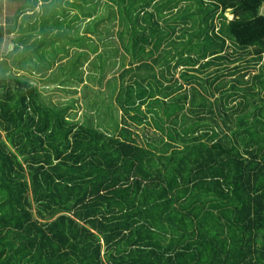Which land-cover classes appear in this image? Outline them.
Listing matches in <instances>:
<instances>
[{
  "label": "trees",
  "instance_id": "1",
  "mask_svg": "<svg viewBox=\"0 0 264 264\" xmlns=\"http://www.w3.org/2000/svg\"><path fill=\"white\" fill-rule=\"evenodd\" d=\"M186 1L165 6L174 11ZM190 1L197 5L179 9L169 32L158 23L142 32L135 23L122 33L139 66L126 68L124 56L121 83L109 87L128 126L119 132L70 120L73 100L52 106L28 81L0 80V264H264L262 75L218 84L217 103L194 88L174 99L177 85L164 87L144 62L181 26L195 34L177 44L178 66L218 64L226 39L262 61L264 0ZM121 50L98 54L93 72L113 70ZM192 51L197 58L185 56ZM134 70L131 79L141 70L144 79L127 84ZM182 77L194 83L188 71ZM242 85L249 86L244 96ZM149 113L152 122H145Z\"/></svg>",
  "mask_w": 264,
  "mask_h": 264
},
{
  "label": "rangeland",
  "instance_id": "2",
  "mask_svg": "<svg viewBox=\"0 0 264 264\" xmlns=\"http://www.w3.org/2000/svg\"><path fill=\"white\" fill-rule=\"evenodd\" d=\"M37 1L43 5L46 4L44 14L36 17L38 28H35L33 25L32 27L34 29L30 30L31 27L29 25L26 26L28 29L22 30L24 33H40L39 31L41 30L44 35L39 40H35L33 44L26 43L30 35L17 39L16 42L23 47L21 51L17 49L15 52H10L12 50L11 45L14 33V24L10 22V12L7 13V16H3L0 19V33L2 36L0 37V80L20 79L30 83L33 82L40 90L44 102L52 106L66 108V104H72L73 100V106H71L72 108L68 111V117L74 122H94L95 125L99 124L101 127L109 129L110 132L115 131L117 128H121V119L124 113L121 108L122 105L114 98H117L116 95L110 97L113 96V92L110 91L111 89L109 90V87L111 88L113 82H120V80L117 79L124 73V70L120 67H115L113 70L111 69V71L103 69L100 73H95L93 72L94 68L92 69V65L99 61V59H97L98 54L101 52L103 53L107 49L112 51L114 48L119 47L122 49L119 58H117L119 59V64L120 62H124V56H126V68H138L139 64H133L132 55L125 51L122 40H127V37H123L124 32H132L133 28L131 27V23L135 24L134 17L139 16L138 14L140 13L138 12L142 11L141 8L144 7L145 0H123L122 5L126 4L123 6V13L119 12V10H117V5L114 4V2L111 3L109 0H73L75 10H71V12H73L72 16L74 15L73 18L70 16L71 19H68V16H64L65 10L69 9L67 5L68 7L71 6L70 4L64 3V0ZM141 1L142 3L139 4ZM23 2L24 7H29L35 3V0H23ZM186 2L185 4H181L173 13H167L168 17L166 19L169 23L175 24L176 12H178L179 9L183 11V9L185 10L188 6L193 7L197 5L195 1L187 0ZM2 3L3 0H0V6H2ZM14 5L17 6L16 8H20L21 4L9 5L8 9H14ZM148 9V11H153L155 6L149 7ZM129 13H131V16ZM260 13L264 16V5ZM123 15L126 16L121 20ZM29 22V19L23 16L22 27ZM217 22L219 26L221 22L219 20ZM148 25L144 24L141 31L150 32L151 26ZM68 29H70L69 33H65ZM169 30L170 29H166L165 32H169ZM194 31L193 26H183L182 31L170 32V35L164 39L159 51L151 59H147L144 62L154 65L156 70H161L160 72L163 73L164 70L165 72L168 70V66L165 62L175 59L177 66L175 63L172 64V76L165 74L166 81L165 83L163 82L164 87L172 86L173 84L174 86L177 85V89L173 92L174 94H172L171 98L176 99L188 93L191 95L192 88H194L197 93L196 95L206 94V92L213 94V102L217 103L221 95L219 92H215L214 89L220 83L225 84L227 81H233L235 76H228L227 73L229 70L233 72L232 68L238 67L239 63H226L223 65V60H218V64L209 66L206 69H200V64L205 62L204 60L202 62L199 61L197 66L194 67L184 65L178 66V60L175 58L177 55L176 47L179 48L177 44L186 42L190 36L195 34ZM83 36L87 40L86 46H84L85 39ZM5 37H7L6 40ZM75 46L78 49H81L83 46L86 47V58H84V54L82 53L78 55V57L81 56L82 61L83 59L86 60V63L81 67L80 65H82V63L75 64L74 61L68 63L69 60H72L76 55L74 53ZM93 47H98L99 51L93 53L91 51ZM152 48V45H147V52ZM68 50L70 52L68 53L70 58L65 56V52ZM235 50L233 44L229 43L226 53H222L218 56H227L229 54L231 60L239 57V55L245 58L246 52L238 51V53H236ZM160 53L163 56H159ZM187 55L197 58L195 51L190 52V54L185 53V56ZM63 58L64 61L62 65H60ZM156 59L159 63L158 66L154 63ZM237 61L240 62L239 60ZM244 61L245 60H243V63ZM66 63L69 65H66ZM116 64L117 63L114 62L111 65L114 66ZM252 66H254V63H252ZM97 70H100V68ZM136 71L138 70H134L133 73L128 74L126 82L131 80L132 74ZM185 71L195 76L193 84L185 83L183 80L182 73ZM144 73L145 71L141 70L139 75L143 77ZM249 73H251L249 77L244 76L243 83L251 82L253 79L254 71L248 72L247 74ZM216 77H218V80H215ZM151 79L152 77H150L149 80ZM38 80L41 81L38 82ZM174 81H176V83H174ZM180 86L182 90H179ZM244 88H249V86L246 87L242 85L239 88L241 90L240 96L245 95ZM164 94L166 93L161 91L156 97L163 100L165 98ZM232 104L233 103H231V105ZM186 107V110H188L190 105L186 104ZM141 110L147 112L148 108L144 106ZM134 114H139V112L135 110V113L132 112L131 115ZM152 117L153 114L149 113L148 120L145 122H152Z\"/></svg>",
  "mask_w": 264,
  "mask_h": 264
},
{
  "label": "crops",
  "instance_id": "3",
  "mask_svg": "<svg viewBox=\"0 0 264 264\" xmlns=\"http://www.w3.org/2000/svg\"><path fill=\"white\" fill-rule=\"evenodd\" d=\"M109 1H111V3H113L114 1H112V0H109ZM147 1H150V0H147ZM146 1V2H147ZM146 2H144V4L146 3ZM167 2V0H155V1H152L151 3H150V5H148L147 7H145V5H144V7H142L141 8V10L142 11H140V12H138V13H140V14H138L139 16L138 17H134V22L135 23H138V28H140L139 26L141 25V26H143L144 24H149L151 27H152V29H154L155 31H156V24L158 23L159 24V30H161L160 32H165V30L167 29V26H168V24H167V13H173L174 11H170V10H167V8H166V6H165V3ZM16 4V5H19V4H21L20 5V8H16L17 6H15L14 5V9H8V6L9 5H12V4ZM64 3H67V4H70L71 6L70 7H68V5H67V8H69L68 10H65V14H64V16H68V19H71V18H73V16H72V13L73 12H71V10H75V5L73 4V0H64ZM142 3V1L139 3V4H141ZM41 4V5H40ZM114 4H116L117 5V10H119V12H121L122 13V11H121V6H120V4H122V1L121 0H117L116 2H114ZM46 5V4H45ZM45 5H43L42 3H34L33 5H31V6H29V7H24V2H23V0H21V1H14V0H3V3H2V6H0V19H1V17H5V16H7V13L8 12H10V14H11V18H10V22H13V24H14V33H13V40H12V47H11V51L10 52H15L17 49L19 50V51H21V49H23V47L21 46V44H18L16 41H17V39H19V38H21V37H24V36H28V35H30V38L28 39V41H26V43H30V44H33V42L35 41V40H39L43 35H44V33H42V31L40 30L39 32L40 33H34V32H32V33H24L23 32V30L22 29H28V28H26V26H29L30 25V30H33L34 28L32 27L33 25H34V27L35 28H38V21L36 20V17L39 15V16H42L43 14H44V11H45ZM124 5H126V4H124ZM123 5V6H124ZM152 6H155V9L153 10V11H148L149 9V7L151 8ZM123 8V7H122ZM9 10V11H8ZM176 10V9H175ZM177 13V12H176ZM130 14V13H129ZM150 15H152V17H150ZM23 16H25L26 18H28L29 19V23L28 24H26L25 26H23L22 27V22H23ZM70 16H72L71 18H70ZM89 16H91V15H89ZM94 16V15H93ZM92 16V17H93ZM126 15H123L122 16V18H121V20L125 17ZM170 16V15H169ZM225 16L227 17V19L228 20H232L233 19V15L228 11V12H226L225 13ZM218 18H219V16H218ZM38 19H39V17H38ZM219 20V19H218ZM217 20V21H218ZM148 22H150V23H148ZM163 22H165V23H163ZM140 24V25H139ZM148 25V26H149ZM154 27H153V26ZM217 25H218V23H217ZM133 24L131 23V27L133 28ZM220 26V25H219ZM218 26V27H219ZM150 27V28H151ZM217 27V28H218ZM141 28H143V27H141ZM69 30L70 29H68L67 31H65V33H69ZM218 30H219V28H218ZM133 31V30H132ZM140 31V30H139ZM178 31H182V26H181V28L180 27H178V28H176V32H178ZM8 34V33H7ZM4 35H5V33H4ZM51 35V34H50ZM0 37H2L1 36V33H0ZM84 37V36H83ZM6 38L7 37H5V40H6ZM84 39H85V44H84V46H86V43H87V40H86V38L84 37ZM227 40V47L225 48V50H224V53H226V51H227V48H228V44L229 43H232L229 39H226ZM83 46V47H84ZM81 47V49H83V50H81L80 48L78 49L76 46L74 47V53L76 54L74 57H73V59L72 60H69V62L68 63H70V62H72V61H74V63L76 64V63H78V64H81L82 63V65H80V67L81 66H83V64H85L86 62V60L85 59H83V61L81 60V56H79L78 57V55H80L81 53L82 54H84V58H86V47ZM233 47L236 49L235 51H236V53H238V51H240V52H246V55H245V58H242V56L241 55H239V57H237V58H235V59H233V60H231L230 59V55L229 56H224V57H226V58H224L223 59V65L224 64H226V63H229V64H234V63H239V66L238 67H234V68H232L233 69V72H231L230 70H229V72L227 73V75L228 76H231V75H233L234 74V72H237V74H234V76L236 77V76H242V75H244V76H246V77H249V75L251 74V73H249V74H247L248 72H253L254 71V75H253V77H256V76H260V75H262V79H264V59L262 60V61H260V62H258V61H256V59H255V56L254 55H251V54H253V52H252V49H248V50H244V49H241V48H238V47H236V46H234L233 45ZM232 52H234V51H232ZM66 54H65V56L67 57V58H70L69 57V55H68V53H70L69 52V50L68 51H66L65 52ZM15 55V54H14ZM77 57H78V59H77ZM65 58V57H64ZM64 58H63V60H62V62L60 63V65H62V63H63V61H64ZM247 59V60H246ZM1 60V59H0ZM237 60H239L240 62H238ZM243 60H245L244 61V63H243ZM68 63H66V65H69ZM166 63V62H165ZM252 63H254V66H252ZM175 65H176V63H175ZM246 65V66H245ZM177 66V65H176ZM181 66V65H180ZM214 66V65H213ZM14 67H15V65H14ZM116 67H120V64H117V66ZM132 68V67H131ZM173 67L171 66V69H172ZM16 69V68H15ZM167 69H168V67H167ZM171 69L170 70H166V72H165V70H164V72L163 73H161L160 71L161 70H157V75H158V77H157V79H159V80H161V84L163 85L164 83H165V81H166V79H165V74H168L169 76H172V72H171ZM252 69H254V70H252ZM256 69V70H255ZM16 70H18V69H16ZM231 72V73H230ZM223 75H226V74H223ZM235 77H234V79H235ZM233 79V80H234ZM20 80V79H19ZM134 80V81H133ZM142 80H143V77L142 76H140L139 75V73H137V76L136 77H134V79H131L130 81H127V84H133L134 82L136 83V82H142ZM21 81H24V80H21ZM41 80H38V82H40ZM133 81V82H132ZM130 82V83H129ZM164 82V83H163ZM227 82H229V81H227ZM30 83V82H29ZM174 83H176V81H174ZM30 84H34L33 82H31ZM226 85H228V87L230 86V84L229 83H225ZM34 86H35V84H34ZM115 98V97H114ZM125 115H124V113H123V116H122V118L124 117ZM121 128L122 127H128L127 125H125L124 126V124H123V120L121 119ZM121 128H117L116 130H115V132H119V130L121 129ZM103 130H105L106 132H109V133H114V131L113 132H110V130L109 129H107V128H103Z\"/></svg>",
  "mask_w": 264,
  "mask_h": 264
}]
</instances>
